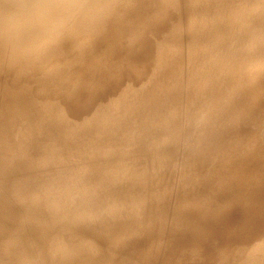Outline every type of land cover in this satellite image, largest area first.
Instances as JSON below:
<instances>
[{
  "label": "rangeland",
  "instance_id": "1",
  "mask_svg": "<svg viewBox=\"0 0 264 264\" xmlns=\"http://www.w3.org/2000/svg\"><path fill=\"white\" fill-rule=\"evenodd\" d=\"M77 218L106 249L59 259ZM103 249L264 264V0H109L93 28L0 33V264H115Z\"/></svg>",
  "mask_w": 264,
  "mask_h": 264
},
{
  "label": "clouds",
  "instance_id": "2",
  "mask_svg": "<svg viewBox=\"0 0 264 264\" xmlns=\"http://www.w3.org/2000/svg\"><path fill=\"white\" fill-rule=\"evenodd\" d=\"M15 3V10L8 17H0V33H11L23 45L58 38L75 23L85 29L98 26L109 8V0H15Z\"/></svg>",
  "mask_w": 264,
  "mask_h": 264
},
{
  "label": "bare ground",
  "instance_id": "3",
  "mask_svg": "<svg viewBox=\"0 0 264 264\" xmlns=\"http://www.w3.org/2000/svg\"><path fill=\"white\" fill-rule=\"evenodd\" d=\"M191 165H192V163L191 162H188V166H191ZM91 182L94 183V180L91 181ZM96 183H98V182H96ZM66 189H68V188H66ZM69 189H71V191H72L73 190V187L72 188H69ZM74 189H76V188H74ZM109 194H111L110 191H109ZM78 198H80V197H76L77 200L74 199L77 204L79 202H81V201L78 200ZM66 200L67 201H70L69 198L64 199L62 201V198L60 196L56 197V201L57 202H60V203H62L64 201L67 202ZM85 204H86L87 208H89V206H92L89 200L88 201H85ZM78 213H80V212L78 211L77 213H75V215L78 214ZM73 215L74 214H72V215H68L67 214L68 217H72V218H73ZM64 222L66 223L67 221H64ZM72 223H73V225H72V228H71L70 231L67 232V230H64L63 232H59L56 235V238H57L58 241H56V244H55L56 246L54 245L55 246L54 247V250H56V253L59 252L57 254V256H58L59 259L67 258L69 260L70 259L69 257L72 256V258L75 257L73 260H75V259L78 258V260H80V261L81 260L82 261H85L83 255L81 253H79V252H73L74 251V248H78V245H77L78 243L85 242V241H80V240H82V238L88 237L91 240V241H89L87 243V245H88V247L90 249H92L94 251L101 250L100 248H103L105 246L103 241H99V238H100L99 235H101V231H100V229L98 227H96V225L91 224L90 222L88 223V221H86L84 223L83 218H80V219L77 218L75 220H72ZM137 229H139L138 226L136 227V231H137ZM75 233L78 234V237H77L78 241L75 242V245H77V246H74V234ZM69 239H71L70 240L71 242L69 241ZM45 242H47V241H41V243H43V244ZM50 242H54V241H50ZM174 246H177L176 248L179 249L178 241H176V243H174L173 247ZM104 248L106 249V247H104ZM207 248L208 247H206V249L202 248V249L195 250L194 256H196L198 254L200 256L204 255L205 252H206V250H207ZM105 249H103V250L106 251ZM180 250H181V248H180ZM61 251H66V252L64 254ZM143 252L144 251H142L140 254L136 255V256H138V258H136L137 259V262L142 263V262L147 261L146 259H144V256L142 255ZM177 252L180 253L181 256L182 255H186V251L185 252L183 251L184 252L183 253L182 251H179L178 250ZM117 253H118L117 251L116 252H112V251H108L107 250L105 252V256H106V258L108 260L109 259L112 260L115 264H121V262L123 261V259H127V256L126 255L120 256ZM160 256H161V260H162V264H163V261H164V258L165 257L162 256V255H160ZM137 262H135V264H138ZM184 264H192V263H191V261H189V262L184 263Z\"/></svg>",
  "mask_w": 264,
  "mask_h": 264
}]
</instances>
